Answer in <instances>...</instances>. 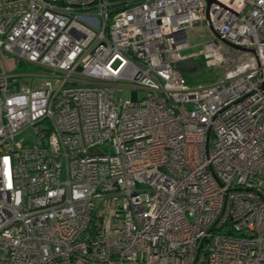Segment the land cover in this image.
Instances as JSON below:
<instances>
[{
  "label": "built area",
  "instance_id": "1",
  "mask_svg": "<svg viewBox=\"0 0 264 264\" xmlns=\"http://www.w3.org/2000/svg\"><path fill=\"white\" fill-rule=\"evenodd\" d=\"M263 184L264 0H0V264H264Z\"/></svg>",
  "mask_w": 264,
  "mask_h": 264
},
{
  "label": "rangeland",
  "instance_id": "2",
  "mask_svg": "<svg viewBox=\"0 0 264 264\" xmlns=\"http://www.w3.org/2000/svg\"><path fill=\"white\" fill-rule=\"evenodd\" d=\"M191 48L186 53H193L202 48V45L211 39V34L205 26L197 27L187 33ZM193 69L182 71L188 86L194 88L198 86L210 85L223 78L224 70L222 68L208 67L204 64L201 58L194 59ZM7 70L10 71L14 68L12 61L6 63ZM14 73L21 76L17 81L21 85H29L33 87H40L44 83V78L38 76L41 71L32 64H21L14 69ZM124 99L131 98V91L124 89L120 94ZM140 96H146V92H140ZM264 189V184H263Z\"/></svg>",
  "mask_w": 264,
  "mask_h": 264
},
{
  "label": "water",
  "instance_id": "3",
  "mask_svg": "<svg viewBox=\"0 0 264 264\" xmlns=\"http://www.w3.org/2000/svg\"><path fill=\"white\" fill-rule=\"evenodd\" d=\"M209 2H211L212 0H208ZM236 49V48H235ZM242 50H246V51H250L251 53H254V50H248V49H242ZM178 69L182 70V71H186L188 69H193L194 67V63L192 61H186V62H182L179 63L177 65Z\"/></svg>",
  "mask_w": 264,
  "mask_h": 264
}]
</instances>
